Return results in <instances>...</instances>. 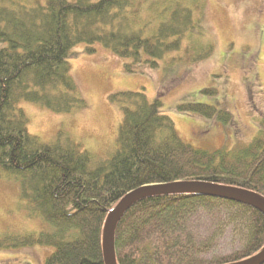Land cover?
<instances>
[{
	"label": "trees",
	"instance_id": "trees-1",
	"mask_svg": "<svg viewBox=\"0 0 264 264\" xmlns=\"http://www.w3.org/2000/svg\"><path fill=\"white\" fill-rule=\"evenodd\" d=\"M190 3V4H188ZM0 0V171L20 182L30 216L53 230L0 243V249L50 246L44 264H105L104 229L110 212L147 185L204 183L243 189L264 200V122L253 141L233 150L203 151L186 144L162 113L164 93L110 96L122 111L117 147L97 160L59 133L54 143L30 134L22 102L56 113L87 107L70 60L85 44L127 60L125 70L194 66L210 58L203 0ZM212 93V91H205ZM182 113L228 123L231 113L190 103ZM243 225L244 246L219 260L200 258L219 233L218 221ZM208 239V238H207ZM118 264H231L264 249V215L250 206L199 194L154 195L135 202L116 229Z\"/></svg>",
	"mask_w": 264,
	"mask_h": 264
},
{
	"label": "rangeland",
	"instance_id": "rangeland-1",
	"mask_svg": "<svg viewBox=\"0 0 264 264\" xmlns=\"http://www.w3.org/2000/svg\"><path fill=\"white\" fill-rule=\"evenodd\" d=\"M161 1L166 0H145L144 10ZM203 4L204 35L197 41L213 46L210 58L194 66L171 68L162 62L156 70L127 72V60L99 45L94 47L95 52L88 53L86 45L81 44L76 49L78 56L69 62L87 107L56 113L22 102L30 134L44 143H54L61 132L97 160H105L116 150L122 121L120 106L112 103L110 96L143 92L154 100L163 92L162 113L172 119L186 144L203 151L249 145L264 122V0H203ZM190 103L228 111L233 119L224 123L178 110L179 105ZM216 227V233L213 228H204L205 241L219 233L200 256L205 262L231 255L248 239L243 225H229L227 220L222 224L219 220ZM52 230L49 223L30 216L20 196L19 180L0 171V243ZM54 250L40 245L0 249V264H44Z\"/></svg>",
	"mask_w": 264,
	"mask_h": 264
},
{
	"label": "water",
	"instance_id": "water-1",
	"mask_svg": "<svg viewBox=\"0 0 264 264\" xmlns=\"http://www.w3.org/2000/svg\"><path fill=\"white\" fill-rule=\"evenodd\" d=\"M201 194L229 200L252 207L264 215V200L257 194L243 189L220 187L204 183L177 182L147 185L127 194L110 212L104 229L103 255L105 264H118L116 254V229L122 215L138 200L154 195ZM231 264H264V249L253 257Z\"/></svg>",
	"mask_w": 264,
	"mask_h": 264
}]
</instances>
